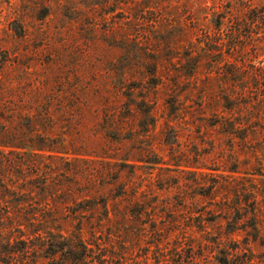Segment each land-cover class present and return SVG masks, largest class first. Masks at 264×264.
I'll use <instances>...</instances> for the list:
<instances>
[{
  "label": "rangeland",
  "instance_id": "rangeland-1",
  "mask_svg": "<svg viewBox=\"0 0 264 264\" xmlns=\"http://www.w3.org/2000/svg\"><path fill=\"white\" fill-rule=\"evenodd\" d=\"M2 58L0 144L68 153H0V264H52L39 206L92 264H264V0H0Z\"/></svg>",
  "mask_w": 264,
  "mask_h": 264
},
{
  "label": "trees",
  "instance_id": "trees-1",
  "mask_svg": "<svg viewBox=\"0 0 264 264\" xmlns=\"http://www.w3.org/2000/svg\"><path fill=\"white\" fill-rule=\"evenodd\" d=\"M5 61V58H2L0 60V64ZM6 134V132H3ZM230 134H234L233 131H229ZM235 136V135H234ZM243 140L245 139V136H240ZM41 139V137H38ZM2 147V148H1ZM15 149H18L20 152L18 154H21V149L23 150V153L25 154H30L31 156L38 155V152H43V151H56V152H61V153H68L67 151L64 150V148H61V150H53V148H49L48 146L45 145H36L32 144L30 146H27L26 148H18V147H13L10 146L9 144L2 143L0 144V153H7V154H12ZM40 155V154H39ZM40 156H43L41 153ZM17 160L22 159L21 156H16ZM6 161H10L11 159L7 156ZM74 160V159H73ZM68 162V160H67ZM3 191H13L11 187L3 185ZM19 189L18 187H16ZM22 189V188H21ZM19 190L22 191V190ZM25 196H31L32 193L28 189H24ZM0 191L1 185H0ZM71 190L64 188L63 194L68 196V199L66 200L65 203H68L70 201H75L73 200L72 194L70 195ZM22 194V193H21ZM61 194V195H63ZM64 197V196H63ZM66 198V197H65ZM23 203L25 202L24 200H21ZM64 203V204H65ZM256 198L252 200V212L255 215V210H256ZM105 206V205H103ZM36 207V206H34ZM44 207V206H43ZM43 207H36L33 211H31V214L29 216V212L27 215L29 218H24L25 216H22V219H25L27 221V225L31 227H36V229L33 230L34 235L33 237H36L44 246V252L48 255L52 261V264H92L93 259L95 258L94 253H96L93 248L92 244L90 241L93 238V233H98L97 235L102 236V225L100 222V225L98 226H92L90 227V231H88L85 228V222L82 221V218L84 217L83 215L86 214L87 210H80V209H68L65 211L61 209L59 212V215L62 220H67V217H73L77 219L76 221V226H73L70 230L67 228H61V226H57L55 224L54 227L49 226V221L52 219L49 215L51 213V209H43ZM68 207V206H67ZM92 210V208H91ZM106 210V209H105ZM9 211H6L5 213L8 214ZM108 212L107 210L105 213ZM52 214V213H51ZM78 216H80L78 218ZM8 218V216H5ZM21 217V216H20ZM1 219V218H0ZM11 220V219H10ZM109 219L107 218L104 222H107ZM21 221V219H18V222ZM252 227L254 230H256V223L252 224ZM86 232H89L88 236L86 235ZM31 234H26L25 239H28ZM92 237V238H91ZM24 241V240H23ZM100 254V251L99 253ZM101 257L98 256L97 261H99L100 264H103V254L100 255Z\"/></svg>",
  "mask_w": 264,
  "mask_h": 264
}]
</instances>
